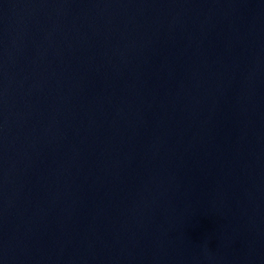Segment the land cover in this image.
I'll return each mask as SVG.
<instances>
[{"label": "water", "instance_id": "95a60500", "mask_svg": "<svg viewBox=\"0 0 264 264\" xmlns=\"http://www.w3.org/2000/svg\"><path fill=\"white\" fill-rule=\"evenodd\" d=\"M0 264H264V156L152 179L4 229Z\"/></svg>", "mask_w": 264, "mask_h": 264}]
</instances>
